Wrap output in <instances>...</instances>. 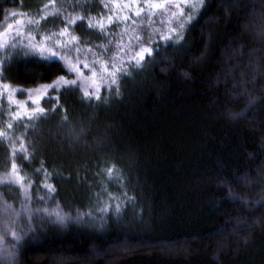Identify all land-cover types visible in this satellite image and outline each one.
Listing matches in <instances>:
<instances>
[{
	"label": "trees",
	"instance_id": "1",
	"mask_svg": "<svg viewBox=\"0 0 264 264\" xmlns=\"http://www.w3.org/2000/svg\"><path fill=\"white\" fill-rule=\"evenodd\" d=\"M19 1L37 41L67 28L61 54L86 79L20 40L0 57V264H264L260 0H204L183 28L186 6L177 20L145 0H0V23ZM141 47L152 55L137 67ZM113 57L128 69L119 94ZM59 76L78 83L42 87ZM13 163L27 195L4 179Z\"/></svg>",
	"mask_w": 264,
	"mask_h": 264
},
{
	"label": "snow or ice",
	"instance_id": "2",
	"mask_svg": "<svg viewBox=\"0 0 264 264\" xmlns=\"http://www.w3.org/2000/svg\"><path fill=\"white\" fill-rule=\"evenodd\" d=\"M133 3H136V0H132ZM261 2V6L264 7V0H260ZM204 0H145V4H147L149 9H163L165 11H169V8H166V5H170L174 8H176L178 11H173L171 13L172 17L176 18L177 20L180 19L181 16H184V6H186L189 10V15L186 16L183 20V22L180 23V28L184 27V23H192L193 20L195 19V14L201 10L202 6H203ZM45 8L48 7V5L44 6ZM144 9L143 8H138L135 15L136 16H140L141 12H143ZM12 16L17 15L15 12H11L9 13ZM51 15H56V13H51ZM47 18V14L44 17H41V19H46ZM81 17H75V18H70L69 19V23L75 24L77 22V20H80ZM125 19H128V17H125ZM30 22H34V23H39V21H30ZM17 24L21 23V21L17 20L16 21ZM133 23H135V21H133ZM88 26L89 28L92 27H99L101 30H103L104 25L102 22L100 21H95V23L93 22L92 19H89L88 21ZM13 28L12 24H8L7 27L4 29V31L0 32V47H5L7 45V41L4 40V37L6 35H8V32L10 29ZM170 33H176L177 39H182V37L180 36V34L177 32L176 28H170L169 29ZM67 33V28L62 29L59 33L56 32H52L50 34H41L40 36V40L37 42L36 41V37L31 35L30 33L27 36L28 39V43L26 45H21L20 47L25 51V53L27 54L28 52L34 53L39 55L42 59H47V60H51L53 58L64 61L66 64H68V70L69 72H74L76 73V75L81 79L84 80L86 79L83 75V72L81 71V68L79 67L80 61L77 57L76 63H71V57L67 54H61V50H65V52L70 51V49H68L67 45L68 43H70V41H62L60 40L58 37H63L65 36ZM17 35H20V33L18 32ZM172 37L170 35H165L162 36L161 39L167 41L169 39H171ZM78 39V37L76 36H72L71 37V41H76ZM136 39H139V37H136ZM10 47H17V45L15 43L11 44V45H7ZM91 50V49H89ZM121 51H123V49H120ZM75 51L79 54L81 49L79 47L75 48ZM93 55H95V53H93ZM151 56L152 55V49L148 48V47H141L139 49V51L136 52L135 57V65L137 67L141 66V62L145 59V56ZM111 63V71L108 70V68L105 66L104 67V71L108 73V76L111 77V81H110V87L111 85H116V91L117 94H119V84H118V80L117 77L119 74L123 73L125 75L128 74V69L126 68H121L117 65L116 63V58L113 57L111 58V61H109ZM109 62H105V64L109 63ZM121 64H123V61L121 60ZM83 68L84 69H88L89 65L87 63L83 64ZM93 76H95V71L93 70ZM78 83V80L76 79H66L64 76H59L56 78V80H54L52 82V84L49 85H43L42 87L44 89H53V90H59L61 88H64L65 90H69L72 89L74 86H76ZM93 83H95V81L93 80ZM84 84H81V88L84 89ZM38 91V90H37ZM84 96L86 98H91L90 95V91L89 90H84ZM96 99H100L99 95L96 94ZM33 103H36V101H33ZM44 115V109L43 108H34L32 110V116H30L29 118H34V117H38V116H42ZM66 119V117H65ZM9 128L12 127L11 124L8 125ZM3 132H0V135H3ZM107 174L109 176V178L112 177L113 173H114V167H109L107 168ZM117 174H118V170ZM5 181L8 183H19L20 188L22 190L25 191V195H27V190L24 188V184L21 182L23 180V177L19 176V174L16 171V165L15 163L12 164V169L11 171L5 176ZM45 188H47L50 192L51 191H55V189L52 187L51 184H45L44 185ZM130 199V198H129ZM110 209V206H105L103 208L98 209L101 212H107ZM45 211H47L45 209ZM115 211L117 213H119L120 211V206L117 205ZM56 218L59 222L63 223L67 218H69L67 216V214L65 215H61L59 211L55 212ZM82 215L80 213H78V216ZM13 236L19 240L21 237L18 236L15 232H13Z\"/></svg>",
	"mask_w": 264,
	"mask_h": 264
},
{
	"label": "rangeland",
	"instance_id": "3",
	"mask_svg": "<svg viewBox=\"0 0 264 264\" xmlns=\"http://www.w3.org/2000/svg\"><path fill=\"white\" fill-rule=\"evenodd\" d=\"M46 1H51V0H46ZM123 3H126L127 5L126 8L129 7L130 4H135L132 2V0H119ZM139 0H136V3ZM23 3V1H21ZM20 1L18 4H20V8L18 10H13L11 12H15L17 15L12 16L10 15L9 12L7 17L4 19L3 22L0 23V32L4 31V29L7 27L8 24H12L13 28L9 30L8 35H6L4 37V40L7 41V45L14 43L15 41L20 40L18 43H28V39L27 36L30 33L31 35L36 37V41L39 39L38 36H36L35 34V24L34 22H30V21H35V19H30L29 21L24 19L25 17H27L28 15H26V10L27 7L22 4ZM25 14V15H24ZM23 17V18H22ZM19 20L21 21V23L17 24L16 21ZM20 33V35H17V33ZM38 42V41H37ZM5 47H0V57L3 55L4 50L7 49L8 46Z\"/></svg>",
	"mask_w": 264,
	"mask_h": 264
}]
</instances>
